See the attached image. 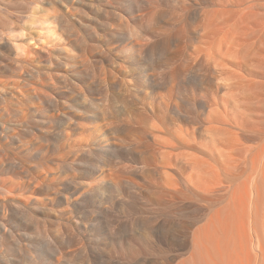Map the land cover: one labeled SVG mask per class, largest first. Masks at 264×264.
<instances>
[{"label": "bare ground", "instance_id": "obj_1", "mask_svg": "<svg viewBox=\"0 0 264 264\" xmlns=\"http://www.w3.org/2000/svg\"><path fill=\"white\" fill-rule=\"evenodd\" d=\"M170 9L183 16L171 19ZM0 13L15 20L0 26V91L10 96L0 109V156L24 134L53 138L37 149L40 166L51 152L86 149L80 159L64 151L69 158L57 164L79 171V182L0 160V264L72 263L82 252L70 246L85 245L90 228L109 230L116 255L161 246L165 264H264V0H0ZM185 37L192 45H179ZM77 58L93 77L99 64L116 66L156 103L147 143L123 137L115 104ZM94 91L102 100L92 112ZM47 205L67 208L57 216L60 236L46 230Z\"/></svg>", "mask_w": 264, "mask_h": 264}, {"label": "rangeland", "instance_id": "obj_2", "mask_svg": "<svg viewBox=\"0 0 264 264\" xmlns=\"http://www.w3.org/2000/svg\"><path fill=\"white\" fill-rule=\"evenodd\" d=\"M170 10L172 11L171 13H170ZM169 10V14L171 15V14H174V15H172V17L168 14V17H170L171 19H173V18H175V19H173V20H175V21H177V19H179V17L180 16H183V14H182V12L180 11V10H176V9H170ZM173 11H177V12H179L178 14H176L177 12H173ZM177 15V16H176ZM178 15H179V17H178ZM177 17V18H176ZM170 18H168L169 20H171ZM180 19H182V18H180ZM13 21H15L14 19H12V18H10V17H8L7 15H5V14H2V13H0V26H3V27H15V25L13 24ZM26 22H27V19L25 20ZM174 21V22H175ZM190 21V18H188L187 19V22L189 23V24H191L192 25V23L193 22H191V21H193L192 19H191V21ZM173 22V21H172ZM189 25V29L190 30H194V29H192L194 26L192 25ZM195 25V24H194ZM191 26V27H190ZM191 32V31H190ZM186 38V39H185ZM183 40L184 41H181V42H183V43H179V45L180 44H187V45H189V44H191L192 45V41H191V39H190V37L189 38H187V37H185ZM143 40H141L140 42L141 43H143V41L145 42V43H143V44H146V43H148L147 42V40H145L146 38H142ZM188 41H191L190 43L188 42ZM189 43V44H188ZM178 45V46H179ZM185 45H182V46H177V47H172L171 48V53H173L172 55H174V56H181V54H180V52H183V47L185 48ZM181 47V48H180ZM180 49V50H179ZM175 50V51H174ZM179 50V51H178ZM182 50V51H181ZM178 51V52H177ZM177 54V55H176ZM80 60V61H79ZM76 63V65H79L80 66V70L82 71L83 70V76H85V77H87L86 79L87 80H89L91 83H93V85H94V87L95 88H97V89H102V91H105L106 93H108V95H107V97H106V99H108V101H110L109 103L110 104H112V105H114V106H112L114 109H113V112H115V118L114 119H112L114 122H116L117 124H119V126H120V128H121V134L122 135H124L123 137H127V139H130V140H133V141H135L136 140V142L138 141V143H141L140 141H143L142 140V138L143 139H145V137H147V134L149 135V133L151 134V130L153 129V125L152 124H154L153 122L155 121H153V117H150V118H152V121L150 120V118H147L146 116H150L151 114H150V112H148V108L150 107V106H152V104L153 103H151L150 104V102L152 101L151 100V98L149 97V96H146V95H140V94H138V92L136 91V89L134 88V86H133V84H131L132 82H130V80L127 82L126 80V78H128L129 79V77L128 76H126L123 72H121L120 70L118 71V68L115 66H110V67H108V66H102L101 64H99V65H97L96 66V75H95V77H93L92 75H90L89 73H86L85 72V70H86V68H84L83 67V65H82V62H81V59L80 58H77L75 61H73V63ZM120 73H122V74H120ZM124 80V81H123ZM124 82V83H123ZM127 84H126V83ZM94 95H92L91 96V98H92V100H93V103H92V105H91V108H92V112L94 111V109H95V107L101 102V100H102V95H101V93H97L96 91H94ZM4 95V96H3ZM108 97H110V98H108ZM10 98V96H9V92H6V91H0V109L1 108H3L4 106H5V103H6V99H9ZM112 101V102H111ZM108 103V102H107ZM156 103H154L153 105H155ZM146 105H147V107H146ZM150 105V106H149ZM146 107L147 108V110L146 109H144L145 110V112H143L142 110H143V107ZM149 106V107H148ZM144 107V108H145ZM147 113H149V114H146ZM191 116L193 115V114H190ZM152 116V115H151ZM149 119V120H148ZM81 122V121H80ZM151 125H152V127H151ZM149 126H150V128H152V129H149ZM149 129V130H148ZM150 131V132H148V131ZM148 133H147V132ZM146 134V135H145ZM149 138V137H148ZM141 139V140H140ZM23 143L22 144H18V143H15V144H13V143H10L9 141H7V145H6V147H5V149H4V151L2 152V155L0 156V160L1 159H4L5 157H7V156H10V157H15L17 160H19V161H21V162H23V166L25 167V169L28 171H30L31 172V174H33V173H35L36 174V176H40L41 177V175L43 174V175H45V174H47L48 175V171H50L49 169H53V170H55V168H57V166L58 165H60L62 162H63V160L64 159H66V160H64V162L65 161H67V159L70 157V155H71V157L72 158H81V157H83V155L86 153V149H83V150H78V151H75V152H73L72 150H71V148L68 150V149H66L67 151H68V153H70V150L73 152V153H75V155L71 152V154H69V157H67L68 156V154L64 157V155L66 154V153H64L63 154V152L64 151H66V150H64V151H61V152H55V153H53V152H51L50 154H47V156L49 155V157H50V162H51V164H50V162H48L49 163V165H48V163H47V166H44V165H46V164H44V165H36L39 161H40V157H38V156H40L39 155V152H42L41 150H43L42 148H44V147H48V145L50 146L51 145V143L53 142V138H51L50 136L48 137V140H43V139H41V138H38V139H36L34 136L33 137H31V136H27V134H24V137H23ZM150 140V138L149 139H145V142L143 141V143H147V141H149ZM27 141H28V143H31V144H33V146L34 147H32V145H31V147L30 146H28L27 147ZM26 148H27V150H29V151H27L26 150ZM39 150V152H38V150ZM150 150V149H149ZM36 152H38V155H37V153ZM45 151H43V154L44 155H46L45 153H44ZM78 152H80V153H78ZM85 152V153H84ZM147 152H149V151H147ZM151 152H153V151H151ZM151 152H149V153H145V154H143L144 156H149V158H151L152 156L151 155H149V154H151ZM58 153V154H57ZM78 153V154H77ZM153 154V153H152ZM55 157H54V156ZM58 155V156H57ZM31 156V157H30ZM75 156V157H74ZM151 156V157H150ZM58 157V158H57ZM37 158L39 159V160H37ZM54 158V159H53ZM148 158V157H147ZM59 159L61 160V161H59ZM35 160H36V162H35ZM56 160H58V161H56ZM36 163V164H35ZM53 164V165H52ZM58 164V165H57ZM39 167V169L37 168V167ZM43 166V167H42ZM53 166V167H52ZM44 169V167H49L47 170L46 169H44V173H42L43 171H41L42 169ZM37 168V169H36ZM61 168L62 167H58L57 169H56V171H58V172H56V173H59L60 171H61ZM60 169V170H59ZM53 170H51L52 172H54ZM35 171V172H34ZM45 171H47V173H45ZM50 171V172H51ZM49 172V173H50ZM34 174V175H35ZM38 174V175H37ZM80 173H79V171H73V172H66L64 169H62V171H61V177L59 176V179L62 181V179H64V180H67L68 178H70V179H72V180H75V181H80V175H79ZM59 175V174H58ZM152 175V174H151ZM151 175H149V176H151ZM157 176H151L150 178L153 180V178L155 179ZM51 178H49V180L48 179H46L47 180V182L49 183V181L51 182V180H50ZM62 181V182H65V181ZM155 194L154 193H151V196H152V198H153V196L155 197V198H153L154 200H156L157 199V197H160V194L158 193V191L157 190H155ZM153 194V195H152ZM20 194H18L17 193V199H18V197L19 198H22L21 196H19ZM158 195V196H157ZM22 200V199H21ZM161 201L160 200V198L159 199H157L156 201ZM41 201V200H40ZM41 202H43V201H41ZM48 207V208H47ZM106 207H110V205H106ZM112 207V206H111ZM46 209L45 210H48L47 212L45 211H43V213H42V211L40 212L42 215L45 213V215H41L42 217V220L44 221L45 220V227H48V228H46V230L47 231H49V229L51 230V233H52V231H54L55 230V232H53V234L52 235H56V236H60L61 234H63L62 232H63V228H62V224H64V220H60V223H61V221H62V223L60 224V223H58V214H63V212L64 213H66V209L67 208H65V207H50V206H46L45 207ZM50 208V209H49ZM61 208V209H60ZM56 209V210H55ZM96 209V208H95ZM109 209H112V208H109ZM49 210H50V213H49ZM96 210H98V209H96ZM113 210V209H112ZM52 211H53V213H52ZM57 211V212H56ZM60 212V213H59ZM62 212V213H61ZM113 212H114V210H113ZM115 213V212H114ZM66 215V218H68V216L70 217V215L69 214H65ZM50 216V217H49ZM52 216V217H51ZM58 216V217H57ZM56 217V218H55ZM45 218V219H44ZM52 218V219H51ZM50 220V221H49ZM124 221V220H123ZM49 222H50V224H49ZM52 222H53V224H52ZM51 225H52V227H51ZM60 225H61V227H60ZM54 226H56V227H54ZM124 227V224H122L120 227H121V229L118 231H116V233H115V235H117V237L115 236V238H117V240L119 239H122V237L123 236H125V227ZM135 227H133V228H135L134 229V231L136 232V233H142L143 231H141L142 230V227H140V225L138 226V223H137V226H138V228H137V226L136 225H134ZM59 227V228H58ZM52 228V229H51ZM54 229V230H53ZM59 229H61L60 231H58ZM108 229L107 228H105L104 229V232H103V235H97L98 233H96V231L95 230H93V229H91L90 228V232L92 231V235H90L91 233L88 231V233L86 234V238H88V240H86V238H85V240H84V243H85V241H88V242H86L87 243V245H86V243H85V245L84 244H81L80 246L79 245H77V244H73V245H71L70 246V248H71V250L73 249H75V252H76V250L77 249H79V251L78 252H76V254L78 253L79 254V252H82V254H80V256H78L79 258H77L76 257V260H75V262H74V260H72L71 262L73 263V264H165V260L166 259H164V258H167L166 256H168V255H170L166 250H164L163 248H161V246H158V249H160V250H158V249H155V250H157V251H154V250H151L150 249V251L148 250V249H144V251L143 250H140V248H139V246H137V245H135V247H133V248H131V250L129 249L128 251H122L121 249H117V253H118V250H119V255L117 254L116 255V251L113 249H111V248H113V246L111 245V242H112V239L109 237V230L107 231ZM123 232V233H121V232ZM150 231V229H148V228H146V231L144 230V232H149ZM35 231H33L32 232V230L30 231V233L31 234H33ZM57 232H59V233H57ZM76 231L74 230V234H77V232L75 233ZM93 232H95L94 234H93ZM106 232H108L107 234L108 235H105L106 234ZM120 233V234H119ZM33 235H35V233L33 234ZM87 235H89V237L87 236ZM91 236H92V238L95 236H97L96 238H91ZM104 236L106 237V238H104ZM99 237H101V239L99 238ZM120 237V238H119ZM42 238V237H41ZM91 238V239H90ZM104 238V239H103ZM109 238V239H108ZM30 239V238H29ZM89 239H90V241H89ZM96 239V240H95ZM106 239H108V240H111L110 242L109 241H107ZM39 242H40V244H39V242L37 241V248L39 247H41V248H43V251H44V249H46V243L41 239L40 240V237L37 239ZM92 240H93V242H95V241H97L98 240V242L95 244H93V242H92ZM104 242H103V241ZM42 241H43V244H42ZM101 241H102V243H101ZM106 241V242H105ZM100 242V245H98V243ZM107 242H109V244L107 245ZM118 242V241H117ZM27 243H29V245H30V243H32V241H31V239L29 240V242L27 241ZM93 244V245H96V247L95 246H93L92 245V247L91 248H89V246H90V244ZM39 244V245H38ZM45 244V245H44ZM104 245H106L108 248L109 247H111V248H107L106 246H104ZM110 245V246H109ZM45 248H44V247ZM83 246L84 247H86V248H88L87 249V253L88 254H90V255H88V257L86 256V254L87 253H83V251H82V248H83ZM100 247V249H101V247H103V248H105V249H102L103 250V252H98V251H102V250H99V249H97L96 250V248H98V247ZM95 249H94V248ZM137 247V248H136ZM160 247V248H159ZM38 248V249H39ZM39 249V252H41L40 250H42V249ZM69 248V249H70ZM77 248V249H76ZM81 248V249H80ZM93 248V249H92ZM92 249V250H91ZM111 249V250H110ZM162 249V250H161ZM72 250V251H73ZM90 250V251H89ZM106 250L108 251V252H106ZM110 250V251H109ZM93 251H95L97 254H93L92 252ZM135 251V252H134ZM163 253V254H161V252ZM165 251V252H164ZM115 252V253H114ZM128 252V253H127ZM135 253V255H134V253ZM144 252V253H143ZM150 253V254H145V253ZM151 252H152V254H151ZM155 252V253H154ZM99 253H101L100 255H98ZM114 253V254H113ZM131 253H133V254H130ZM137 253V254H136ZM141 253V254H140ZM154 253V254H153ZM158 253V254H157ZM168 254V255H166V254ZM91 254H92V257H91ZM111 254V255H110ZM126 254V255H125ZM157 254V255H156ZM83 255V256H82ZM97 255H98V257H97ZM129 255V256H128ZM134 255V256H133ZM150 255V256H149ZM81 256H82V258H84L85 259V261L84 260H82V258H81ZM85 256H86V258H85ZM89 256L91 257L90 259H88L89 258ZM96 256V257H95ZM122 256V257H121ZM132 256V257H131ZM162 256V257H161ZM58 257H61V256H57V257H55V258H52V255L49 257L50 259H49V261L48 262H50L51 260L52 261H56V259H61V258H58ZM95 258V259H94ZM96 258H97V260H96ZM110 258V259H109ZM116 258V259H115ZM54 259V260H53ZM93 259H94V261H93ZM122 259V260H121ZM81 260L83 261V262H81ZM127 260V261H126ZM152 260L155 262H152ZM162 260V261H161ZM64 259L61 261V263H63V264H66V263H64V262H66V261H64ZM69 261H67V264H69L68 263ZM96 262V263H95ZM124 262V263H123ZM150 262V263H149ZM72 263H70V264H72ZM47 264H49V263H47Z\"/></svg>", "mask_w": 264, "mask_h": 264}]
</instances>
